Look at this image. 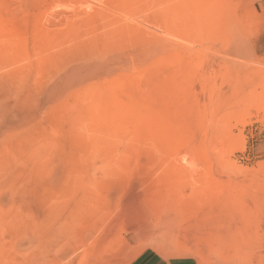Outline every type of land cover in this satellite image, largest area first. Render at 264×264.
<instances>
[{
    "label": "rangeland",
    "instance_id": "rangeland-1",
    "mask_svg": "<svg viewBox=\"0 0 264 264\" xmlns=\"http://www.w3.org/2000/svg\"><path fill=\"white\" fill-rule=\"evenodd\" d=\"M0 264H264V0H0Z\"/></svg>",
    "mask_w": 264,
    "mask_h": 264
}]
</instances>
